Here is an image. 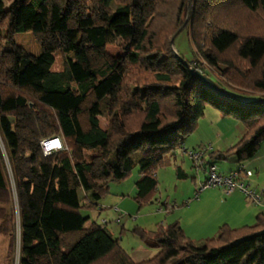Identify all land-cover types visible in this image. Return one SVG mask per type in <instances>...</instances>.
Returning <instances> with one entry per match:
<instances>
[{
    "label": "trees",
    "instance_id": "obj_1",
    "mask_svg": "<svg viewBox=\"0 0 264 264\" xmlns=\"http://www.w3.org/2000/svg\"><path fill=\"white\" fill-rule=\"evenodd\" d=\"M187 7L188 0L0 1V236L8 239L7 257L18 246V264H264V213L252 225H222L200 243L179 222L153 232L135 227L131 233L156 251L141 262L106 222L82 213L98 209L108 183L135 171L134 200L139 208L149 204L156 173L208 105L240 120L245 133L209 154L207 164L233 157L243 164L264 142V103L221 98L191 72L212 75L225 93L264 99V0H192L182 31L191 62L171 43ZM42 8L44 24L35 17ZM24 34L33 36L39 56L17 45ZM111 35L121 40L120 56L106 51ZM57 53L62 69L54 72ZM52 138L63 147L45 156L41 142Z\"/></svg>",
    "mask_w": 264,
    "mask_h": 264
},
{
    "label": "rangeland",
    "instance_id": "obj_2",
    "mask_svg": "<svg viewBox=\"0 0 264 264\" xmlns=\"http://www.w3.org/2000/svg\"><path fill=\"white\" fill-rule=\"evenodd\" d=\"M5 3V6L9 5L10 0H0ZM192 14V13H191ZM38 19L43 20L44 22V12H40L37 14ZM40 21V20H39ZM27 35V34H24ZM32 37V41L27 38H20L22 35H17L15 37V41L17 43V40H20V44L17 43L19 47L24 49L28 54L33 56H39L40 54V48L37 45L35 39L31 34H28ZM30 38V37H29ZM121 43V40L111 35L109 39L108 46L106 48V51L109 55L116 57L122 55V51L119 48V45ZM174 49L179 57H181L186 62H191L193 59V49L192 45L188 36L187 32L180 33L173 42ZM195 63L193 62L192 65ZM204 71L211 75L209 72L210 69L207 68L204 64L202 65ZM62 69V59L59 53L55 55V62L52 66V71L57 72ZM198 70V69H196ZM209 70V71H208ZM201 72L200 70H198ZM211 79L216 80L212 75L210 76ZM225 91L227 95H230L232 98L243 102V103H250L256 100L255 95H250L234 90H229L225 88ZM102 127H104L105 123L103 120H101ZM244 127L240 120L230 117V116H223L221 113L216 110L214 107L208 105L205 108L204 116L199 120L197 129L194 131L193 134H191L189 137L185 139L188 140L189 138H193L195 136L196 139H205L206 142L211 143V145H214L216 148L221 147L220 152H224L234 146L240 139H241V133H243ZM222 140L223 142L220 144H216L217 141ZM205 142V143H206ZM210 146V144H208ZM205 145V146H208ZM212 150V149H211ZM259 159V164L261 165L262 169L259 173V184L260 189L264 188V142L261 144L256 156L253 159H250L246 162H244V167H246L248 170H251L254 172L250 167H252V164H250L253 160ZM168 166L164 169L159 170L157 175V191L155 193V196L153 197V200L147 204L146 206H143L139 208L138 204L134 201L133 196L129 195L126 196L129 188L134 183V181L138 178V173L135 171L131 178H129L127 181L123 182H110L107 184L106 188L108 187V190L111 192L107 193L104 198H102L98 203V209L94 211H88L91 215V220L95 221L97 224H102V221L104 220L106 222V229H108L110 232L113 233L115 237L118 238V233L116 228V214L114 213V209L118 207V204L123 201L122 207H118L122 211L121 214H123V218L127 222V224L124 227V233L122 235L121 239L119 240L120 246L128 253L130 254L132 249L137 246H143L142 242L136 238L132 233V229L135 227L142 228L148 232L154 231L156 229V226L159 224L168 225L172 224L175 219L179 217V214L181 211L187 210V205L190 202V199L193 202H196L197 198L202 195V197L207 194L205 192L206 190L202 191L201 193L197 195V187L200 182L204 181V176L202 172L195 173V169L192 167V164L190 160L183 155L181 157L180 150L175 151V158H173ZM215 166L217 167V170L221 174H225V171L236 162L235 158H230L227 161L219 162L214 161ZM181 164L183 166V169L186 170V173L188 175V179L185 181H180L176 178V165ZM197 174V175H196ZM192 175L195 176L196 184H195V191L194 193H191V195L187 196L190 197V199L182 197V192L186 191V187H190L192 189V192L194 190V185L192 184ZM253 180V179H252ZM123 186V187H121ZM214 190V189H209ZM125 191V192H123ZM124 193L120 199H117L121 193ZM186 202V203H185ZM168 203V204H166ZM167 205V207H166ZM166 208H172L170 213H165L163 210ZM162 209V211H159ZM264 211V209H262ZM83 213V212H82ZM84 215V214H83ZM193 220H190V222ZM210 222V221H209ZM248 223V224H247ZM249 223L252 222H242V227L249 225ZM114 224V225H113ZM191 228L195 229L194 222L191 224ZM18 229V227H17ZM219 231V230H218ZM218 234V232H217ZM216 234V235H217ZM195 235V234H194ZM207 235V233H205ZM212 236L210 238L216 237ZM207 238V239H210ZM194 242L200 243L203 242L205 238H195ZM7 246H8V239L6 237L0 236V264H18L19 261V249L17 246L15 256L12 258L7 257ZM156 254V251H153V255ZM152 258V257H151Z\"/></svg>",
    "mask_w": 264,
    "mask_h": 264
},
{
    "label": "crops",
    "instance_id": "obj_3",
    "mask_svg": "<svg viewBox=\"0 0 264 264\" xmlns=\"http://www.w3.org/2000/svg\"><path fill=\"white\" fill-rule=\"evenodd\" d=\"M42 12H44V21H45V9L42 8L41 13ZM35 17L38 19L37 15ZM39 20L42 24H44L43 20H41V19H39ZM21 37L27 38V40L30 39L32 41V43H34L32 40V37L29 36L28 34L22 35V36H20V38ZM244 133H245V130L243 131V133H241V138L244 135ZM205 142H206L205 139H196L195 136H193V138H189L188 140L184 141L183 147L186 148L187 150H192V149H196V148H199L201 146H205V145L210 144V146L212 148L210 154L213 152L219 151L221 149V147L216 148L214 145H211V143H208V142L205 143ZM222 142H223L222 140H219L216 142V144H220ZM220 151H223V150H220ZM181 157H183L182 153H181ZM210 163L215 165V162L210 161ZM250 164H252V167H250V168L254 171V177L252 178L253 180L252 179L250 180V184H251L252 188H254L257 191H260L262 193L261 204L258 206H254L251 203H249L240 193H234L230 196H226L219 189L206 190L205 192L208 191L207 194L205 193V195L203 197H202V195H200L196 199L197 201L192 203L190 197H187V196L191 195V193H194V191H195L196 180H195V176L192 175V178H191L192 181L191 182L194 185V190L192 192V189L189 186L186 187V191L182 192V197H181L182 199L185 198V201L187 200L186 198L190 199V202L188 203V205L186 207L187 210L181 211L180 213H178L179 217L174 220V222H179V224L181 225L182 230L184 232V235L187 238L194 241V240H196L195 238H198L200 236V238H202V240H203V238H205L204 240H206L207 238L215 236L217 234L219 228L222 225H228L231 228L242 227V225H241L242 222H252V223H249V225H252L255 222V218H256L257 214L264 213V211H262V209H264V188L260 189V184H259V180H258L259 179V173L263 169H262L261 165L259 164V159L253 160ZM237 165H238V163L235 162L233 164V166H231V168H229L225 171V175L229 174L234 169H236ZM176 168H178L179 177L176 176V178L178 180L185 181L189 178L187 173H186V170L183 169V166L181 164H179V165L177 164ZM139 179L140 178L138 176V178L134 181V183L129 188V191H128L126 196L134 195L133 196V199H134V197L137 193V189H136L135 184H136V181H138ZM156 179H157V175H156ZM121 187H123V186H121ZM105 189H106L107 193L108 192L110 193L111 192L110 190H112V189L108 190V187L107 188L105 187ZM123 192H125V191H123ZM123 192L121 193L122 195H120L117 199H120V197H122L124 195ZM122 204H123V201L118 204V207L123 208ZM166 204H168V203H166ZM118 207L114 209L115 210L114 213L116 214L115 223L120 218L119 223H116L117 225L115 228L117 230V233H118V238L115 237L113 235V233L111 232L115 239H121L122 238V235L124 233V227L127 224V222L123 218L124 217L123 214H121L122 211L120 209H118ZM171 210H172V208H167L163 211L165 213H170ZM83 214H84V217H87L89 219L91 218V215L89 214V212H83ZM190 220H193V221L190 222ZM90 221L95 222L91 219H90ZM193 222L195 225V229L191 228V224ZM159 226H166V225L159 224L156 226V229ZM246 226H248V225H246ZM150 232H153V231H150ZM205 233H207V235H205ZM142 245L143 246H137V247L133 248L131 253L129 254L130 257L135 262L145 261V260H148L154 256L153 255L154 250L147 248L144 244H142Z\"/></svg>",
    "mask_w": 264,
    "mask_h": 264
},
{
    "label": "built area",
    "instance_id": "obj_4",
    "mask_svg": "<svg viewBox=\"0 0 264 264\" xmlns=\"http://www.w3.org/2000/svg\"><path fill=\"white\" fill-rule=\"evenodd\" d=\"M53 143L54 145L51 146ZM41 147L44 155L48 156L53 151L61 150L63 146L59 138H52L43 140ZM211 149L209 145L192 150H187L183 146L179 149L182 155L190 160L196 173L202 172L205 174L204 181L200 182L197 187V196L204 190L219 189L226 196L240 193L252 205H260L262 193L252 188L250 184V180L254 177V172L248 170L243 164H240L229 174L219 173L214 164H207ZM159 211H162V209ZM119 219L116 221L117 223Z\"/></svg>",
    "mask_w": 264,
    "mask_h": 264
},
{
    "label": "water",
    "instance_id": "obj_5",
    "mask_svg": "<svg viewBox=\"0 0 264 264\" xmlns=\"http://www.w3.org/2000/svg\"><path fill=\"white\" fill-rule=\"evenodd\" d=\"M191 13H192V0H188V7H187V18L183 24V26L180 28V30L177 32V34L172 38L171 43L173 44L175 38L184 30L186 25L190 22L191 18ZM191 72L195 78H197L200 82H202L206 87L211 89L212 91L215 92L218 96L221 98H224L229 101L237 102L240 103V101L228 96L223 90H221L211 79L207 78L205 75H203L201 72L198 70L191 68ZM259 103H264V99L251 102V103H246V105H254V104H259Z\"/></svg>",
    "mask_w": 264,
    "mask_h": 264
},
{
    "label": "bare ground",
    "instance_id": "obj_6",
    "mask_svg": "<svg viewBox=\"0 0 264 264\" xmlns=\"http://www.w3.org/2000/svg\"><path fill=\"white\" fill-rule=\"evenodd\" d=\"M52 145H54V143H53V144H51V146H52Z\"/></svg>",
    "mask_w": 264,
    "mask_h": 264
}]
</instances>
